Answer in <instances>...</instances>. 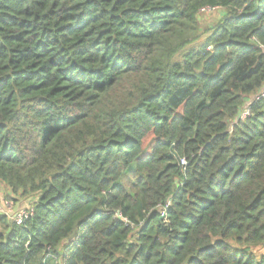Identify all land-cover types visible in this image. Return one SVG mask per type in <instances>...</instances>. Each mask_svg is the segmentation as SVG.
<instances>
[{
  "label": "trees",
  "instance_id": "1",
  "mask_svg": "<svg viewBox=\"0 0 264 264\" xmlns=\"http://www.w3.org/2000/svg\"><path fill=\"white\" fill-rule=\"evenodd\" d=\"M263 93L264 0H0V264H264Z\"/></svg>",
  "mask_w": 264,
  "mask_h": 264
},
{
  "label": "rangeland",
  "instance_id": "2",
  "mask_svg": "<svg viewBox=\"0 0 264 264\" xmlns=\"http://www.w3.org/2000/svg\"><path fill=\"white\" fill-rule=\"evenodd\" d=\"M220 16L221 10L218 9L204 11L201 17L202 27H211ZM28 201L27 199H18L5 186L0 187V214L6 213L12 216L18 210L30 207Z\"/></svg>",
  "mask_w": 264,
  "mask_h": 264
},
{
  "label": "built area",
  "instance_id": "3",
  "mask_svg": "<svg viewBox=\"0 0 264 264\" xmlns=\"http://www.w3.org/2000/svg\"><path fill=\"white\" fill-rule=\"evenodd\" d=\"M207 11V10H203ZM263 97H264V93H263ZM181 165H186V161L183 160L181 162ZM32 213V207H27L25 209H20L17 212H15V214H13L12 216H9L8 214L4 213L3 215L8 216L10 219H12L14 222H16V224L21 225L24 223V221L29 217V215Z\"/></svg>",
  "mask_w": 264,
  "mask_h": 264
},
{
  "label": "crops",
  "instance_id": "4",
  "mask_svg": "<svg viewBox=\"0 0 264 264\" xmlns=\"http://www.w3.org/2000/svg\"><path fill=\"white\" fill-rule=\"evenodd\" d=\"M30 202V200L28 201V203ZM30 205V204H29Z\"/></svg>",
  "mask_w": 264,
  "mask_h": 264
}]
</instances>
